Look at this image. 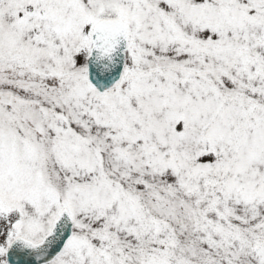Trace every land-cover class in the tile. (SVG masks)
Returning a JSON list of instances; mask_svg holds the SVG:
<instances>
[{"label": "snow or ice", "instance_id": "obj_1", "mask_svg": "<svg viewBox=\"0 0 264 264\" xmlns=\"http://www.w3.org/2000/svg\"><path fill=\"white\" fill-rule=\"evenodd\" d=\"M0 264H264V0H0Z\"/></svg>", "mask_w": 264, "mask_h": 264}]
</instances>
